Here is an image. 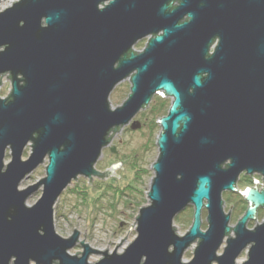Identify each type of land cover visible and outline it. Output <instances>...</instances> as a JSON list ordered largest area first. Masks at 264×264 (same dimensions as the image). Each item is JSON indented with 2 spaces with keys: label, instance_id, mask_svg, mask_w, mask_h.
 I'll return each mask as SVG.
<instances>
[{
  "label": "water",
  "instance_id": "obj_1",
  "mask_svg": "<svg viewBox=\"0 0 264 264\" xmlns=\"http://www.w3.org/2000/svg\"><path fill=\"white\" fill-rule=\"evenodd\" d=\"M4 74L11 89L0 98V264H264V220L246 226L264 207V184L252 178L243 192L237 187L243 172L264 182V0H15L0 9V84ZM127 77L130 92L112 108L109 94ZM153 95L171 103L157 121L149 202L135 217L134 239L112 253L81 240L83 251L70 254L79 232L56 233L57 198L79 175L89 184L119 178L121 162L104 172L94 165ZM45 159L44 176L20 189ZM224 192L247 203L234 226ZM187 206L192 222L179 235L173 219ZM92 252L103 257L91 263Z\"/></svg>",
  "mask_w": 264,
  "mask_h": 264
},
{
  "label": "rangeland",
  "instance_id": "obj_2",
  "mask_svg": "<svg viewBox=\"0 0 264 264\" xmlns=\"http://www.w3.org/2000/svg\"><path fill=\"white\" fill-rule=\"evenodd\" d=\"M15 0H11V3ZM10 3V4H11ZM147 38L138 41L135 51H141ZM4 74L1 76L0 98H5L11 89L10 79ZM131 82L129 77L120 81L109 94V102L112 108L119 106L127 98L130 92ZM171 98L164 96L162 99L153 95L149 104L140 109L128 124L123 125L115 131L105 146L94 167L100 172H104L112 164L121 162V167L114 168V175L92 176L91 184L88 178L79 175L62 190L57 198L53 210L54 229L62 237H69L76 229L78 233L75 245L69 249V253L75 255L76 251H83V246L79 241L87 243L89 247L112 253L117 243L115 251L121 252L134 239L136 235L135 217L141 206L149 201L147 191L153 177L151 164L158 155L156 137L160 132L158 119L165 115L166 108L170 104ZM133 124V126H132ZM30 146L23 150V159L27 158ZM10 158L8 149L5 152L4 160ZM45 159L43 164L38 165L33 171L25 176L19 183V188H26L28 185L36 183L45 174ZM258 177V176H255ZM252 179L244 172L239 175L237 187L251 186ZM41 195V187L34 191L28 198L27 204H33ZM241 194L224 192L222 199L223 209L228 212L230 209L229 225L234 226L237 220L243 215L247 203ZM231 206V208H230ZM193 207L187 206L173 219V226L179 235L184 234L191 222ZM264 220V207H259L256 220H248L246 226L253 228L256 223ZM132 225V226H131ZM131 228L129 229V227ZM207 227L206 211L202 212L201 230ZM85 233V236H84ZM127 234V235H126ZM126 237L124 238V236ZM234 233L231 231L230 236ZM196 242L190 245L183 254V260H190ZM224 245V243H223ZM222 246L218 249V253ZM77 253L76 255H80ZM99 254V255H98ZM95 260H90L91 256H96ZM103 257L101 253H90L88 261L91 263ZM246 258V251L243 250L239 257ZM212 264H216L213 262Z\"/></svg>",
  "mask_w": 264,
  "mask_h": 264
},
{
  "label": "bare ground",
  "instance_id": "obj_3",
  "mask_svg": "<svg viewBox=\"0 0 264 264\" xmlns=\"http://www.w3.org/2000/svg\"><path fill=\"white\" fill-rule=\"evenodd\" d=\"M10 3H11V0H0V9H3V8L7 7L8 5H10ZM241 190L243 192V189H241ZM96 258H97V255L96 256H91L90 260L92 261V260H95ZM241 261H242L241 258L237 259V262H241Z\"/></svg>",
  "mask_w": 264,
  "mask_h": 264
},
{
  "label": "built area",
  "instance_id": "obj_4",
  "mask_svg": "<svg viewBox=\"0 0 264 264\" xmlns=\"http://www.w3.org/2000/svg\"><path fill=\"white\" fill-rule=\"evenodd\" d=\"M256 175H257V174H256ZM257 176H258V177H254V179H256V180L258 181V182H256V184H257L258 188L260 189L261 186H263L264 182H263L261 176H259V175H257ZM252 181H254V180L252 179Z\"/></svg>",
  "mask_w": 264,
  "mask_h": 264
},
{
  "label": "trees",
  "instance_id": "obj_5",
  "mask_svg": "<svg viewBox=\"0 0 264 264\" xmlns=\"http://www.w3.org/2000/svg\"><path fill=\"white\" fill-rule=\"evenodd\" d=\"M155 96H157L159 99H160V98L162 99V98L164 97V96H161V95H155ZM170 103H171V102H170ZM169 105H170V104H169ZM169 105H168L167 108H166V112H165V114L167 113V110H168ZM246 187H247V186H245V187H243V188H241V189L244 190ZM241 189H240V190H241ZM241 191H242V190H241ZM240 196H242V195H240ZM242 197H243V196H242Z\"/></svg>",
  "mask_w": 264,
  "mask_h": 264
},
{
  "label": "flooded vegetation",
  "instance_id": "obj_6",
  "mask_svg": "<svg viewBox=\"0 0 264 264\" xmlns=\"http://www.w3.org/2000/svg\"><path fill=\"white\" fill-rule=\"evenodd\" d=\"M248 176H249L250 179H252V178H254V177L257 176V175L254 174V175H252V176H251V175H248ZM245 210H246V209H245ZM244 212H245V211H244ZM257 212H258V209H257V211H256V216H257Z\"/></svg>",
  "mask_w": 264,
  "mask_h": 264
}]
</instances>
